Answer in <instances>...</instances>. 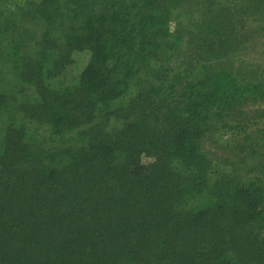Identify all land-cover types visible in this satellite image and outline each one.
Returning a JSON list of instances; mask_svg holds the SVG:
<instances>
[{"label":"trees","instance_id":"1","mask_svg":"<svg viewBox=\"0 0 264 264\" xmlns=\"http://www.w3.org/2000/svg\"><path fill=\"white\" fill-rule=\"evenodd\" d=\"M215 5L221 15L236 9L229 1ZM212 6V0H42L31 22L47 30L37 44L24 45L35 49L28 55L33 57L28 84L20 72L0 81V97L9 99V104L0 101L7 124L0 127V175H40L35 194L40 190L46 201L53 199L62 210L58 219L72 228L66 240L53 230L49 238L43 230L36 238L18 235L22 239L15 241L13 264H264L261 179L250 184L248 202L242 188L222 196L203 183L207 167L199 148L201 127L242 97L237 81L225 71L202 82L194 80L198 74L187 83L176 77L172 89L181 84L184 92L169 110V127L160 128L157 138L147 124L142 130L135 125L143 118L128 120L137 104L141 70L149 67L153 53L171 43L166 38L170 23L193 16L197 29H212L226 19ZM174 10L181 16L171 18ZM20 24L15 13L6 18L0 12V60L10 57L3 56L1 47ZM63 25L69 26L66 47L81 46L91 54L85 68L74 70L72 83L64 85L55 81L73 59L57 48L62 42L56 33ZM19 88L29 91L20 101ZM245 89L249 97H264V78H252ZM112 118L120 121V130L112 131ZM14 122L20 125L12 128ZM27 123L34 126L29 129ZM142 151L155 154L157 161L142 164ZM105 184L106 192L100 190ZM29 192H22L20 208ZM205 194L209 199L199 205ZM233 195L240 201L229 205ZM10 206L7 213L16 209ZM36 213L41 211L32 203L17 216L25 224ZM0 252V264H7L8 247Z\"/></svg>","mask_w":264,"mask_h":264},{"label":"rangeland","instance_id":"2","mask_svg":"<svg viewBox=\"0 0 264 264\" xmlns=\"http://www.w3.org/2000/svg\"><path fill=\"white\" fill-rule=\"evenodd\" d=\"M212 1L213 10L226 19L221 17L222 20L218 26L212 29H203V27L197 29L200 26L195 27L196 20L193 16L189 19L184 16L173 19L174 23H170L166 37L170 38L171 43L165 44V47H162L160 51L153 53L152 60H156L157 63L150 74L146 70L153 61L149 67L141 70L140 80L136 86V91L139 93L137 104L131 109L133 114L126 113L129 122L134 120L136 122L143 118L135 125L142 130L147 124L155 132L153 137L157 138V134H160L158 131L160 128L169 127V110L176 106V100L181 97L180 93L184 92H180L181 84L175 86L177 89H172L171 85L176 77L182 78L181 82L183 83L186 80L185 83H187L191 82L194 79L192 77L198 74L194 80L202 82L215 76L218 71L228 72L241 86L243 93L242 97L235 99V102L212 116L201 127L204 134L199 140V148L200 154L203 156V164L207 167L204 170L205 179H203V183L214 191L220 192L221 190L222 196L226 191L233 194L234 191H240L239 188H242L245 192L242 197L248 202L246 193L253 189L250 184L257 178H260L264 184V97H249L245 89L247 81L252 78H264V0H245V8L243 9H240V6L244 7L243 0ZM222 1L231 2L236 9L231 12L225 11L221 15L218 11L220 8L216 7L215 2L219 4ZM41 2L42 0H0V12L5 14L6 18L11 17L13 12L21 21L20 26L14 31L19 38L17 39L16 35L13 38L7 39L6 37L7 40L1 47L3 56L9 55L10 57H2L0 60V81L1 78L11 77L14 72H20L28 84L31 68H33L31 64L33 57L28 55H31L35 49L24 45L29 46L35 42L37 44L47 30H42L40 23L31 22L32 16L37 14V7L40 8ZM18 8L23 9V12H20ZM28 10H31L32 14L24 15V12ZM47 12L52 15L50 10ZM177 15L180 14L175 11L171 18ZM209 22L213 24L211 18ZM68 32L69 26L63 25L56 33V37L62 42L57 47L60 49V53L71 57V60L73 59V63L66 66V71L59 74L55 81L61 82L63 85L71 82L74 70L78 72L85 68L91 56L87 48L80 46V49L70 51L66 47L65 40L67 38L65 36L68 35ZM19 41L22 43L19 46L20 50H17ZM11 42L13 43L11 44ZM28 64L29 70L26 68ZM33 74L38 82L39 78L36 77L37 72L34 69ZM255 80L253 79L251 82ZM170 89L173 91L169 92ZM0 90L2 91L1 88ZM28 93V90L22 88L15 92L19 101L26 98ZM0 101L9 104V99L6 97L5 99L0 97ZM11 112L16 117V112L12 110ZM117 115H114V118L117 119ZM17 117L18 120L20 115ZM1 118H6L0 117V127L3 129L7 124L3 123ZM114 118L110 124L113 125L111 129L112 131L120 130L123 126L120 121ZM43 121L47 123L44 124V127H49V122ZM15 125L20 124L14 122L11 125L12 128ZM27 125H30L29 129H31L34 123H27ZM147 153V151L141 152L142 164L148 165L157 161L158 157L155 154ZM26 170L29 171L30 168L26 166ZM37 177L41 179L40 175L28 174L25 171L11 179L0 175V251L2 248L8 247L11 260L9 259L7 264H13L12 260L18 255L16 253L18 247L15 242L17 239L23 238L25 240L30 235L36 238L38 230H43L49 238L47 232L53 230L57 237L66 240L67 233L72 228L70 223L61 222L58 219L62 210L58 208L53 199L46 201L44 192L40 190L38 194H35V182L39 181ZM20 183L24 184L22 188H20ZM108 184L113 187L115 192L113 194L119 192L113 180L109 179ZM106 185L104 189L102 187L100 190L106 192ZM29 190L30 197L26 195L22 208H20L19 198L24 199L23 193ZM114 197L110 196L109 198H113L114 201ZM204 199L208 200L209 195L205 194L199 205ZM230 199L234 202H229V205L237 204L240 201L235 195ZM32 203H37V208L40 209L41 214L36 213L35 217H27L25 224H23L17 215L23 208H29ZM11 204L16 209L7 213ZM53 215L56 217L54 221L51 219ZM259 218H264V214L258 216ZM18 235H21L22 238ZM23 244L24 242L19 245L20 249Z\"/></svg>","mask_w":264,"mask_h":264}]
</instances>
